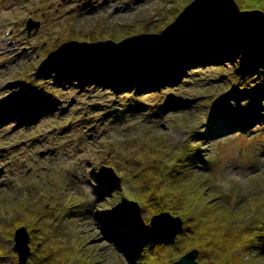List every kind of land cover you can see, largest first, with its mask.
Instances as JSON below:
<instances>
[{"label": "rangeland", "instance_id": "374dc122", "mask_svg": "<svg viewBox=\"0 0 264 264\" xmlns=\"http://www.w3.org/2000/svg\"><path fill=\"white\" fill-rule=\"evenodd\" d=\"M235 5L231 0H0V264H19L14 235L22 225L31 235L27 264L44 263L33 235L42 243L50 233L55 256L45 264H60L59 258L61 264H173L164 248L156 256L135 242L155 233L147 227L153 213L131 203L123 210L112 195L119 190L130 198L143 178L153 189L161 187L164 167L193 146L202 149V157L183 156L181 168L189 165V177L211 185L215 201L248 207V219L237 223L241 233L264 226V98L245 113L243 132L244 122L228 113L239 112L243 102L232 98L226 111L216 106L240 90L231 89L238 84L229 67L190 60L181 69L169 68L165 77H151L153 87L125 86L120 74L126 65L118 60L120 72L109 77L106 69L90 73V62L52 67L60 61L56 50L71 49L66 42L71 38L137 27V41L148 43L141 28L186 34L229 18L242 9ZM28 18L39 22L31 31ZM114 178L117 185L107 182ZM20 203L34 211V223L21 221ZM108 211H122L116 218L130 229L123 236L137 245L135 251L132 243L126 249L122 239L108 238L103 221ZM36 222H43L39 232L32 231ZM181 239L177 235L174 249ZM259 245L252 249L255 255L264 250V238Z\"/></svg>", "mask_w": 264, "mask_h": 264}, {"label": "trees", "instance_id": "16d2710c", "mask_svg": "<svg viewBox=\"0 0 264 264\" xmlns=\"http://www.w3.org/2000/svg\"><path fill=\"white\" fill-rule=\"evenodd\" d=\"M231 1L233 4L240 5L242 9H261L264 11V0ZM226 11L230 12L228 9ZM222 13L226 15L225 10H222ZM234 13H228L229 18L227 19L217 18L219 21L216 23L186 34L178 33V28L172 31L162 30L157 34L141 28L149 41L148 44L154 45V47L138 59H131L130 56L131 46L134 43H140L137 41L139 39L137 33L140 30L137 27L131 29L132 31L122 30L116 34L111 30H98L99 37H96L97 35L94 33H91V37L86 36L90 34L81 33L85 34L83 36L85 39L76 41L71 38V40L66 41L71 43L70 50H56L55 53L60 57V61L59 63L54 62L52 67L80 65L81 68L90 62L91 68H88L90 73L97 76V72L103 73L102 71L106 69L109 70L105 72L106 76L109 77L111 74L120 72L115 67L118 60L122 65H126L120 76L124 79L122 83L128 87L136 84H139L140 87H153L155 83L151 82V77L154 79L159 74L165 77L169 68L171 70H174L175 67L181 69L183 64H187L190 60L192 64L198 66L216 64V67L223 69L229 67L228 72L232 80L238 84L233 85L231 89L240 90H236L223 100L220 99L216 106L219 110L223 109L224 111L226 105L230 104L234 97L237 101L243 102L240 113L237 109L234 110V113H231L232 111L228 113H230V117H238L237 114H239L242 123L244 122L242 127H247L245 123L249 119L245 113L249 108H252L256 101L264 98V21L252 25L240 24L234 20ZM130 41L134 43L130 44ZM168 51H173L175 55L174 58L172 56L164 64L165 55H169ZM124 59H128L127 64ZM73 75L68 79L72 78ZM78 77L81 79L84 76L82 73H78ZM159 80L161 82L163 78ZM239 86L240 88H238ZM201 150L199 146H193L186 149L183 156L185 159H192L193 161L198 156L202 157ZM183 156L177 158L173 165L164 167L168 172L165 173L166 175L163 174L165 181L163 178L161 179L164 181L161 183V187L153 189L151 183L143 178L139 181L137 179V188L132 190L134 193L130 198H125V191L121 194L119 190L114 191L112 196L116 199L120 198L118 204H121L123 210L129 203L132 204L133 208H135L134 204L144 205L150 213L169 211L174 215L182 216L185 221L178 234V237L182 238L178 250L174 249V246L167 240L162 239L154 229L155 233H152L150 237L138 242L140 238L137 236L135 242L143 245L145 249L151 248L156 256L160 255V249L164 248L166 252L170 253L168 256L173 259L172 261L178 259L189 248L201 246L198 260L203 264H264V253L262 254L264 250L261 248L262 251L260 254L258 253L263 258H258V254L255 255L252 251L254 246L258 247L256 248L257 251L260 249L259 242L264 238V226L258 224L257 227L250 226L247 232L241 233L237 223L241 224L245 219H248L245 215L249 212V210L247 211L248 207L245 204L241 208V205L239 207L228 206L220 200L215 201L216 198L212 195L214 190L211 185H206L202 177L197 175L195 176L198 177V181L193 176L189 177L190 174L187 172L189 165L187 169L181 168ZM184 163L187 164V161L185 160ZM187 177L189 178L187 179ZM107 182H111L113 185L118 183L116 178ZM103 188L107 187L102 184ZM19 206L24 212L21 221L34 223L32 220L34 211L25 209L22 203ZM257 206L259 207V203ZM120 212L108 211L106 216L103 215V221L106 220L104 228L108 229L106 234L111 235L108 238L114 242L122 239L126 249H128L129 243H132L131 247L135 251L137 245L134 242L125 241V236H123L130 229H124V224L119 223L116 218ZM260 221L264 225V221L262 222V219ZM42 224L36 222L38 226L35 225L36 227H33L32 231L38 230L37 232H39L40 229L42 230ZM147 227L152 230L151 224H147ZM111 229L113 230L110 231ZM50 236L49 239L46 237L40 243L33 235V242L45 254L47 263H51L52 257L55 256L53 247L56 242H54L51 233ZM238 249H242L243 252L237 253ZM207 251L215 253L212 259L204 256ZM244 251L249 255H246ZM58 261L61 264L63 260L59 258Z\"/></svg>", "mask_w": 264, "mask_h": 264}, {"label": "water", "instance_id": "95a60500", "mask_svg": "<svg viewBox=\"0 0 264 264\" xmlns=\"http://www.w3.org/2000/svg\"><path fill=\"white\" fill-rule=\"evenodd\" d=\"M234 20L240 24H258L264 21V11L261 9H239L235 10ZM39 22L30 18L28 20L27 26L31 30L34 26H38ZM154 45H149L148 43H138L131 46V57L132 59H138L142 57L145 53L149 52ZM163 217L168 221L166 227L160 228L152 226L155 232L165 240L173 243L176 240L177 234L181 231L183 227V218L180 215H174L169 211H162L155 213L151 216V225L154 218ZM15 248L18 250L19 254V264H27L28 257L31 253L30 246V233L26 225H22L15 231ZM199 249L193 247L183 253L179 259H176L173 264H182L185 257L187 258L188 264H203L198 260Z\"/></svg>", "mask_w": 264, "mask_h": 264}, {"label": "snow or ice", "instance_id": "6c2138e0", "mask_svg": "<svg viewBox=\"0 0 264 264\" xmlns=\"http://www.w3.org/2000/svg\"><path fill=\"white\" fill-rule=\"evenodd\" d=\"M167 224H168V221L165 218L157 217V218H154V220L152 221V225L151 226L163 228V227H166ZM182 264H188V261H187L186 257H185L184 261L182 262Z\"/></svg>", "mask_w": 264, "mask_h": 264}]
</instances>
